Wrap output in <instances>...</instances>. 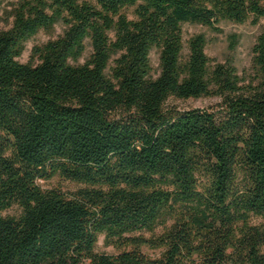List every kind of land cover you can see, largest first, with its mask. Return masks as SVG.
Here are the masks:
<instances>
[{
    "label": "trees",
    "instance_id": "obj_1",
    "mask_svg": "<svg viewBox=\"0 0 264 264\" xmlns=\"http://www.w3.org/2000/svg\"><path fill=\"white\" fill-rule=\"evenodd\" d=\"M11 18L0 264H264V27L244 74L185 34L258 23L264 0H17ZM172 96L221 102L180 110ZM58 176L77 188L41 184ZM102 235L116 254L97 251Z\"/></svg>",
    "mask_w": 264,
    "mask_h": 264
},
{
    "label": "rangeland",
    "instance_id": "obj_2",
    "mask_svg": "<svg viewBox=\"0 0 264 264\" xmlns=\"http://www.w3.org/2000/svg\"><path fill=\"white\" fill-rule=\"evenodd\" d=\"M17 0H0V31L8 29L12 24L11 12ZM264 27V20L258 23L247 21L245 23H236L224 21L218 25V30L197 25H185V34L187 37L203 34L207 39L206 53L213 60L225 61L227 58L236 62L241 73L248 72L252 67V46L256 35ZM63 31L61 26H56L52 33L40 32L38 35L29 40L23 55L20 56L21 62H30L32 50L35 45L44 43L50 38H55ZM152 61L156 70L159 69V51L152 52ZM221 102L216 96H203L200 98L183 99L178 97H170L166 103V107L177 108L180 110H189L196 108H216ZM46 187H60L65 191H71L77 188V184L66 180L65 178L55 177L48 182L41 181ZM20 208L15 205L6 212L5 215L16 216L20 214ZM160 232V231H159ZM158 232V233H159ZM150 254H159L160 250L144 248ZM97 251L100 253L116 254L118 252L114 245L107 244L105 237H99L97 243Z\"/></svg>",
    "mask_w": 264,
    "mask_h": 264
}]
</instances>
